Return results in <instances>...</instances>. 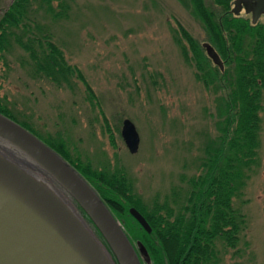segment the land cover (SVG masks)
<instances>
[{"label":"rangeland","instance_id":"374dc122","mask_svg":"<svg viewBox=\"0 0 264 264\" xmlns=\"http://www.w3.org/2000/svg\"><path fill=\"white\" fill-rule=\"evenodd\" d=\"M11 1L0 0V18ZM204 1L219 9L213 0ZM66 3L61 16L39 10L30 26L20 23L16 31L49 34L83 78L75 77L71 88L38 77L27 51L11 42L0 50L1 104L39 136L62 145L69 160L95 169L120 167L147 208L161 212L164 204L175 212L186 203L192 174L203 168L205 147L221 134V99L197 78L179 27L203 46L208 40L203 23L185 0ZM239 14L250 18L243 9ZM260 115L258 160L233 197L245 227L235 247L217 240L215 264H264V90ZM124 117L139 133L134 153L120 133ZM141 256L154 264L147 251Z\"/></svg>","mask_w":264,"mask_h":264},{"label":"trees","instance_id":"16d2710c","mask_svg":"<svg viewBox=\"0 0 264 264\" xmlns=\"http://www.w3.org/2000/svg\"><path fill=\"white\" fill-rule=\"evenodd\" d=\"M185 1L203 23L207 42L223 63L221 69L204 51V45L179 25L196 64L197 78L206 87H212L219 95L217 98L221 99V121L218 126L221 134L214 144L205 147L203 168L192 174L186 203L181 207L179 205L175 212L164 204L160 205L163 208L161 212L158 211L159 207L147 208L134 195L132 182L120 167L95 169L69 160L62 145H54L39 136L0 101V112L44 140L91 184L121 222L135 248V241L139 240L154 264H189V257L191 264H215L217 240L235 247L245 227V215L234 205L233 197L240 193L250 169L258 160L264 90V22L258 19L253 21L232 11L233 0H213L218 10L208 6L204 0ZM66 9V0H12L0 18V50L11 46V42L17 43L27 51L28 62L36 76L72 88L75 77L83 78L82 72L65 59L58 44L47 37L49 34L32 30H28V34H21L16 31L20 23L30 26L39 10L54 17L66 13ZM181 46L184 55L189 56L186 43ZM131 205L145 216L150 231L130 214L128 208ZM86 217L89 219L87 214ZM90 223L105 242L99 230ZM180 257L185 259H177ZM141 260L145 264L143 258Z\"/></svg>","mask_w":264,"mask_h":264},{"label":"water","instance_id":"95a60500","mask_svg":"<svg viewBox=\"0 0 264 264\" xmlns=\"http://www.w3.org/2000/svg\"><path fill=\"white\" fill-rule=\"evenodd\" d=\"M255 1L253 21L264 8V0ZM233 2L232 11L237 12L239 0ZM203 45L222 69L213 46L207 41ZM120 133L128 150L136 152L140 137L129 117L123 118ZM0 144L40 165L78 203L110 247L63 201L58 187L44 173L38 171L37 176L0 148V264H143L144 245L139 242L135 248L91 184L44 140L2 112ZM128 210L141 226L151 230L135 206Z\"/></svg>","mask_w":264,"mask_h":264},{"label":"bare ground","instance_id":"6f19581e","mask_svg":"<svg viewBox=\"0 0 264 264\" xmlns=\"http://www.w3.org/2000/svg\"><path fill=\"white\" fill-rule=\"evenodd\" d=\"M0 148L1 149H4L5 151H8L10 154L12 153L13 154V156H15V160H21L25 165H27L28 167H29V169L31 170V172H33L34 174H36L37 176H39V174H38V171H40L41 173H44L40 168H39V166L38 165H36V163H33V162H31V161H28L27 159H26V156H24V154H22L21 152H19L18 150H15V149H9V148H7V147H4V146H2L1 144H0ZM19 162V161H18ZM45 174V173H44ZM46 175V174H45ZM46 177L54 184V185H56L57 187H58V189L60 190V192H58V194H59V196L63 199V201L78 215V217L85 223V225L89 228H91L92 229V231L94 232V233H96V231H95V229H94V227H93V225L90 223V220L89 219H87V217H86V214H85V212L83 211V209L82 208H80L79 206H77V205H75L74 204V202H73V200H71V198H70V196H69V194H67V193H64L63 191L64 190H62V188H61V186H59L57 183H55L53 180H52V178H51V176H49V175H46ZM52 185V184H51ZM53 186V185H52ZM96 236L98 237V238H100L99 236H98V234L96 233ZM101 239V238H100ZM102 240V239H101Z\"/></svg>","mask_w":264,"mask_h":264},{"label":"flooded vegetation","instance_id":"af4514ba","mask_svg":"<svg viewBox=\"0 0 264 264\" xmlns=\"http://www.w3.org/2000/svg\"><path fill=\"white\" fill-rule=\"evenodd\" d=\"M238 10L237 12H240L242 9L244 10L245 13H248L250 15V19L252 17V9L256 3L255 0H239L238 2ZM232 6H236L235 2H233ZM248 9V10H247ZM264 15V8L261 10L260 14L258 15L257 19L261 16ZM179 260L185 259L184 257L177 258ZM189 264H191V257L188 258Z\"/></svg>","mask_w":264,"mask_h":264}]
</instances>
